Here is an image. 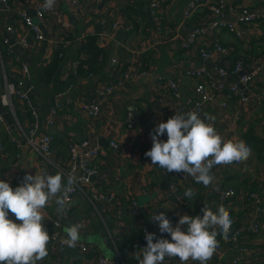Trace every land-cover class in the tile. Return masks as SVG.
<instances>
[{"label":"crops","instance_id":"0c3cea01","mask_svg":"<svg viewBox=\"0 0 264 264\" xmlns=\"http://www.w3.org/2000/svg\"><path fill=\"white\" fill-rule=\"evenodd\" d=\"M32 1L11 0L17 11L24 9L23 5L30 7ZM187 1L174 0L165 4L162 9L163 18L155 19L150 11L151 0H85L88 11L84 8L85 4L78 9L74 8L69 0H63L56 4L57 13L50 15L45 21V38L38 41L32 33L34 49L30 63L38 87L28 94L25 105L29 111L23 109V103H18L21 109L18 115L19 107L16 103L15 129H11L5 119L0 122V137L11 153L9 156L0 154V180L10 183L15 189L19 186L15 181L18 172L25 175H36L38 172L55 175L59 172L63 174L66 182L67 178L72 176L68 170L71 146L80 147L82 141L87 140L90 146L99 145L103 149V153L92 161L98 167L93 183L84 191L78 192L63 213L57 212L55 199L44 209L43 224L49 235L54 220L62 222L65 235V228L79 223L83 225L80 229V240L94 245L101 254L112 258L122 256L127 264H139L138 257L142 259L143 253L139 250V223L145 224L150 233H155L156 239L171 240L169 234L160 232L158 224L152 221L151 216L161 212L167 217L172 215L170 221L175 227L184 214L202 216V205L212 206L213 211H218V205H221L228 207L235 231L242 232L238 244L222 235L217 236L219 247L223 249L221 264H231L230 261L234 258H240L239 264L264 260V214L258 217L263 224L262 232L257 236L252 235L248 226L256 219L259 202L255 197L245 195L246 192L254 191L264 197V21L250 25L237 23V26L244 30L243 38L228 31H223L220 37L221 42L229 49V56L224 63L228 68L233 67L238 59H244L247 63L260 62L261 73L255 80L260 97L258 102L243 105L235 96L228 94L229 112L222 114L216 102H208L204 106L209 122L224 140L246 142L251 149L249 159L242 163L215 166L212 169L215 180L209 187L196 183L189 175L180 192L183 200H180L177 195L168 196L172 173L158 165H152L151 159L145 156L152 148L150 133L159 123L172 118L176 112H188V101L195 97V81L185 74L186 68L201 65L214 70L218 58L215 53L212 58L204 59L198 47L190 52L182 48L188 33L197 27L207 29L206 33L199 36L198 41L199 45L208 46L214 36L209 26L216 19L207 8L202 7L185 20L184 8ZM244 5L264 14V0H227L228 19L235 21L234 8ZM29 11L37 21L34 10L30 8ZM8 16V12L0 5V96L6 92L7 79H13L15 76V63L7 55V46L14 43L19 34L14 35L6 30ZM115 22L119 28L112 36L106 37L105 48L109 49L110 55L117 41V32L124 29L123 40L117 46L115 56L120 58L123 66L128 64L126 70L129 67L136 69H132L131 77L126 79L108 100L99 97L95 91L102 76H117L118 67L111 65L107 70L108 62L102 76L82 77V81L77 83L73 91L75 99L70 104L65 102L70 87L56 93L45 87L42 82L39 83L36 72L44 65L45 55H49L48 61L51 60L57 39L71 38L69 45L72 44V47L68 48L69 54L63 68L66 75L69 74L70 63L76 56L78 45L85 42L86 36L108 31L110 27H107V23L112 26ZM13 23L22 29L23 26L16 22L15 18ZM129 24L132 25L131 29L126 28ZM15 50L20 55L25 54L20 46H16ZM159 74H165L179 84L182 91L179 99H173L170 95L160 99L156 93V78ZM221 79L231 83L236 77L229 75ZM84 97L101 100V117L91 119L83 113ZM131 109L139 117L133 128H129L126 123L127 112ZM9 112L13 114L11 110ZM33 112L39 115L43 130L45 119L52 118L55 121L49 130L54 136V152L50 161H44L26 141L25 132L30 127ZM160 139L166 141L167 134ZM113 140L118 141L120 147L112 146ZM250 140L252 141L248 142ZM84 148H79V153H82ZM66 166L67 169H64ZM230 187L241 189L227 205L221 197V191ZM188 188L195 191L192 199L184 195ZM109 193L115 194V199L111 202L105 197ZM133 199L137 200L140 206L138 215L131 213ZM9 218L19 223L11 213ZM182 230L186 231V228ZM48 253L38 264L55 258L51 240ZM217 258L219 255L216 253L208 264H212ZM166 259L163 264H180L178 258ZM93 260V252L78 253L68 250L59 264H92ZM186 264L199 262L189 260Z\"/></svg>","mask_w":264,"mask_h":264},{"label":"built area","instance_id":"2783aa9c","mask_svg":"<svg viewBox=\"0 0 264 264\" xmlns=\"http://www.w3.org/2000/svg\"><path fill=\"white\" fill-rule=\"evenodd\" d=\"M63 0H56L55 6L51 10H44L42 5L45 0H33L29 6H22L24 9L19 11L14 9L11 0H0V5L8 12V22L6 25V30L11 34H19L16 41L7 46V55L13 59L15 63V76L13 79H7V89L0 96V100L7 109L11 110L16 117V103H23V109L29 111L26 102L28 101V94L35 91L38 85L34 81V74L31 69L30 58L33 55V41L32 33L35 34V38L43 40L45 38V29L43 26L45 21L48 20L50 15L57 13L56 4ZM100 2L101 0H95ZM174 0H151L150 11L155 19H162V9L165 4H169ZM70 4L74 8L80 9L84 4L85 0H69ZM227 0H188L184 8V19H189L197 10L202 7L208 9L209 13L216 16V19L209 26L211 32H214L213 39L209 42L208 46L203 47L199 45V36L206 33L207 29L203 27L192 28L188 33L187 37L182 43V48L188 52L192 51L196 47L199 48L200 54L204 59H210L215 53L218 54L216 65L214 70H210L206 66L194 65L187 67L185 74L192 80L195 81V97L188 101L187 108L188 112L195 111L199 114L202 119H205L207 123L209 122V116L206 114L204 106L208 102H216L218 110L220 112L226 113L230 110V101L227 98L228 94L235 96L238 101L243 105H250L258 102L259 91L255 87V80L261 73V65L258 61H252L247 63L244 59H238L233 67L228 68L225 66V61L229 56V49L221 42L220 37L223 31H228L234 33L237 37H244V30L240 25H250L255 23H260L264 21V14L257 13L251 10L248 5L238 6L234 8L236 12V20L231 21L227 16L226 9ZM34 10L37 16V21L34 20L33 15H31L29 9ZM86 11H88L86 4L84 5ZM13 18L18 23L23 26L19 29L13 23ZM10 19H12L10 21ZM110 30H104L99 33L98 44L101 47H106V37L112 36L115 30L119 28L118 23H113L112 26L108 25ZM106 27V28H107ZM127 29H131L132 25L129 24ZM208 28V30H209ZM98 34V33H97ZM70 40L57 39L55 44L63 43L64 46L70 44ZM16 46L23 48L25 54L20 55L16 52ZM49 55H45L43 58V63L48 62ZM81 62L78 58H73L70 63V74L77 75ZM112 65L117 68V76L112 77L109 75L102 76L99 83L95 87V91L99 97L108 100L115 90L125 83V80L131 77L132 69L136 67H129L125 72L123 71V63L120 58L114 57L112 60ZM146 73V72H141ZM233 75L236 79L231 83L224 82L221 78ZM89 74L88 77H92ZM220 79H217V78ZM82 81L79 79L78 83ZM156 93L160 96V99L165 98L170 95L173 99H179L182 96V91L179 84L167 77L165 74H159L156 78ZM77 84L70 86V93L67 95L66 104H70L75 99L74 89ZM81 98V97H80ZM79 100V98H78ZM219 100V101H218ZM218 101V102H217ZM83 113L91 118L97 119L103 115L102 102L99 99H93L84 97L82 103ZM55 113L56 111L53 110ZM138 116L134 110H129L126 116V123L129 128H133L137 123ZM4 118L0 114V122H3ZM45 127L43 130L42 121H40L39 115L33 112L31 116L30 127L25 132L27 143L33 147L36 152L39 153L44 161H50L51 156L54 152V136L49 131L52 126H54L55 121L52 118L45 119ZM42 129V130H41ZM112 146L120 147L118 141H111ZM84 148L82 153H79V148ZM70 159H69V173L75 178V182L72 185V190L69 195V203L74 200L75 195L84 191L85 188L93 183V177L98 173V167L92 161L96 159L103 153V149L99 145L90 146L87 140L82 141L80 147L71 146L70 147ZM0 154L9 156L11 153L6 150L5 145L0 137ZM25 174L23 172H18L15 175V181L20 185L21 180ZM189 179V175L184 173L172 172V181L169 184V194L168 196L177 195L180 200H183V196L180 194L182 188L186 185ZM243 192V191H241ZM239 192L234 188H225L221 191V197L225 200L228 205L230 200L237 196ZM246 196L255 197L259 202V209L256 219L253 220L248 226L249 232L252 234L259 235L262 232L263 224L260 221V217L264 214V197H262L258 192H246ZM106 199L111 202L115 199L114 193H109L105 195ZM131 213L134 215L139 214V203L137 200H132ZM205 205H202L203 209ZM228 210V207L225 206ZM171 217V218H170ZM259 217V218H258ZM169 220L172 219V215L168 217ZM139 228L141 231V237L139 242V250L143 251L146 247L147 241L145 239V232L150 233L149 228L143 224L139 223ZM62 222L60 220H54L50 227V237L53 248V253L55 258L53 260L43 261L40 264H59L64 258L68 250H73L78 253H88L93 252L95 254V260L92 264H127L126 259L122 256L109 257L101 254L99 250L92 244L79 240L76 247H68L65 243L67 236L63 234ZM242 238V232L235 231L232 242L238 244ZM219 258L215 259L212 264H221V259L223 256V249L218 248L217 252ZM167 259L163 261L166 262ZM231 264H239L240 258H234Z\"/></svg>","mask_w":264,"mask_h":264},{"label":"clouds","instance_id":"9594fccd","mask_svg":"<svg viewBox=\"0 0 264 264\" xmlns=\"http://www.w3.org/2000/svg\"><path fill=\"white\" fill-rule=\"evenodd\" d=\"M56 0H45L42 7L51 10ZM168 139L162 141L161 136ZM152 148L145 153L152 165H158L168 173H184L204 187L213 185L212 169L218 165L246 162L251 156L250 147L243 140H224L211 123H207L195 111L176 112L159 123L150 133ZM75 178L65 182L62 173L55 175L27 174L20 185L13 189L10 183L0 180V264H38L48 256L50 235L44 227V209L55 199L58 213H63L69 203V195ZM185 197L192 199L195 191L186 189ZM203 215L184 214L174 227L165 213L154 214L152 221L161 233L171 240L156 239L155 233L145 232L147 241L139 264H163L165 258H178L180 264L189 260L208 264L219 248L218 235L227 238L232 229L229 211L218 205V211L205 205ZM9 213L15 216L14 222ZM82 224L65 228L68 247H76L81 239ZM186 228L185 230H182ZM155 240V242H154Z\"/></svg>","mask_w":264,"mask_h":264},{"label":"trees","instance_id":"16d2710c","mask_svg":"<svg viewBox=\"0 0 264 264\" xmlns=\"http://www.w3.org/2000/svg\"><path fill=\"white\" fill-rule=\"evenodd\" d=\"M70 39L71 38L66 37V40H70ZM98 39L99 37L97 34H89L86 36L85 42L81 45H78L75 58H78L80 60L81 65L79 67L77 75L70 74V73L64 75L63 73V68H64V64L66 61V57L69 54V49H71L72 44L69 46H64L63 43L57 44V46L55 47L53 51L51 60L48 61L46 64L42 65L39 69L40 70L39 72L38 71L36 72L39 83L42 82L45 87H49L51 91L57 93V92L67 90L71 85L77 84L80 78L86 77L89 74H92L93 76H98V77L105 74L104 70H105V67H106V64L109 58V49L105 47H101L98 44ZM127 67H128V64L124 66L123 68L124 72L126 71ZM19 106L17 103V107ZM17 109H18L17 114L19 115L20 113L19 110L21 109L20 107ZM30 123H31V120H30ZM251 141L252 140L248 142H251ZM3 143L5 145L6 150L10 152V150L8 149L4 141ZM64 169H67V166L64 167ZM234 189H236L237 191L238 190L240 191L241 188L238 187ZM251 192H254V191H251ZM252 235L255 236L256 234L252 233ZM140 237H141V232H140ZM248 264H264V260L260 262L255 261L253 263H248Z\"/></svg>","mask_w":264,"mask_h":264},{"label":"water","instance_id":"95a60500","mask_svg":"<svg viewBox=\"0 0 264 264\" xmlns=\"http://www.w3.org/2000/svg\"><path fill=\"white\" fill-rule=\"evenodd\" d=\"M123 34H124V29H120L117 32L116 35V42L113 45L111 51H110V55H109V60H108V65L106 67L107 70L110 69V66L112 65V60L116 55V50H117V46L122 42L123 40ZM0 114L3 116V118L7 121V123L10 125L11 129H15L16 128V119L15 116L9 112V110L7 109V107H5L3 105V103L0 100ZM235 231V228L232 227L230 234L228 235V239H232V235Z\"/></svg>","mask_w":264,"mask_h":264}]
</instances>
